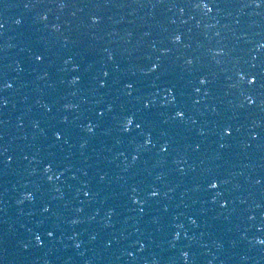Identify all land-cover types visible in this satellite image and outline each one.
I'll list each match as a JSON object with an SVG mask.
<instances>
[{"label": "water", "instance_id": "1", "mask_svg": "<svg viewBox=\"0 0 264 264\" xmlns=\"http://www.w3.org/2000/svg\"><path fill=\"white\" fill-rule=\"evenodd\" d=\"M0 264H264V0H0Z\"/></svg>", "mask_w": 264, "mask_h": 264}, {"label": "snow or ice", "instance_id": "2", "mask_svg": "<svg viewBox=\"0 0 264 264\" xmlns=\"http://www.w3.org/2000/svg\"><path fill=\"white\" fill-rule=\"evenodd\" d=\"M213 187H215V185H213Z\"/></svg>", "mask_w": 264, "mask_h": 264}]
</instances>
